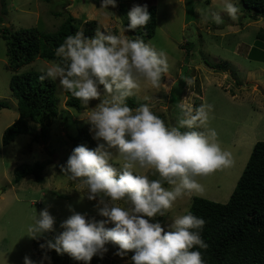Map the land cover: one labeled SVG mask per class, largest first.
I'll return each mask as SVG.
<instances>
[{"label": "rangeland", "instance_id": "obj_1", "mask_svg": "<svg viewBox=\"0 0 264 264\" xmlns=\"http://www.w3.org/2000/svg\"><path fill=\"white\" fill-rule=\"evenodd\" d=\"M115 2V8H105L101 7L102 0H0V30L4 26L12 30L36 27L51 32L67 15H73L78 21L96 20L99 30L105 34L119 35L133 5L155 6L154 34L144 42L157 51L164 50L170 67L158 88L140 81V88L133 95L132 108L148 104L152 110L161 112L166 125L171 127L177 125L181 116V104L212 105L207 127L218 133L221 148L230 151L235 161L231 168L207 177H197L204 186L203 193L185 194L175 202L168 215L150 219L153 223L159 221L167 230L172 219L185 215L193 196L225 203L253 145L264 140V38L255 44L258 31L264 32V17L256 20L246 17L240 0H231L241 9L239 19L235 21L222 10L225 0ZM209 9L219 12L224 23L216 24L211 19L205 22L203 13ZM125 35L131 39L129 31ZM252 47L255 48L252 50ZM52 63L36 57L16 72H44ZM7 65L6 41L0 37V102L7 103L6 107L0 106V264H23L25 256L40 264L46 253L40 245H46L49 235L53 238V233L63 231L61 222L72 214L69 206L75 212L86 214V219H105L94 207L97 201H89L85 192L79 191L77 183L61 172V166L66 164L73 150L68 135H76L81 126L89 131L88 115L99 101H90L87 109L81 102L79 110L68 107L65 90L58 81H54L58 115L51 126L49 141H34L31 135L20 134L3 145L4 129L18 116L17 99L9 87L14 71ZM89 133L92 137L93 133ZM94 142L97 145V141ZM34 162L47 163L42 171L43 182L38 183L29 175L14 184V169ZM111 162L120 167L123 161L114 156ZM148 176L150 180L153 176L159 179L158 174L148 173ZM44 208H48L55 218V231L30 239L27 228L33 223L35 212L38 216ZM106 247L110 260L117 264L121 258L114 255L117 246ZM133 254L129 252L128 256ZM73 261L76 260L65 253L57 264H72ZM51 263V258L43 260V264Z\"/></svg>", "mask_w": 264, "mask_h": 264}, {"label": "clouds", "instance_id": "obj_2", "mask_svg": "<svg viewBox=\"0 0 264 264\" xmlns=\"http://www.w3.org/2000/svg\"><path fill=\"white\" fill-rule=\"evenodd\" d=\"M108 6L115 8V0H102L101 7ZM222 10L231 20L239 19L241 9L231 0H225ZM127 17L129 23L119 35L97 30L92 37L82 31L67 36L56 49L60 62L39 77L58 81L85 109L90 101H99L87 119L96 147L73 148L61 172L77 183L89 201H97L94 207L105 218L86 219V214L69 206L72 214L61 222L63 231L46 247L85 264L94 256L103 258L109 243L117 246L116 256L134 253L132 264H205L201 251L193 250L208 248L201 236L203 218L188 212L172 219L167 230L150 219L168 215L185 194L203 193L196 178L231 168L235 161L230 151L221 148L218 133L207 127L212 105L181 104V116L171 127L148 104L128 106L126 101L140 88V81L158 88L170 66L164 50L125 35L146 28L151 20L147 5H133ZM203 19L224 23L219 12L210 9ZM114 156L123 161L120 167L111 162ZM148 173L158 174L159 179L150 180ZM54 225L55 218L44 208L38 216L35 212L27 236L38 239L54 232ZM48 259L45 253L40 264ZM23 264L36 262L25 256Z\"/></svg>", "mask_w": 264, "mask_h": 264}, {"label": "trees", "instance_id": "obj_3", "mask_svg": "<svg viewBox=\"0 0 264 264\" xmlns=\"http://www.w3.org/2000/svg\"><path fill=\"white\" fill-rule=\"evenodd\" d=\"M240 3L243 5L246 17L253 20L264 17V0H240ZM147 10L151 15L150 22L146 28L138 29L136 32L128 30L131 39L139 37L145 41L154 34L156 8L153 5ZM128 23V21L124 23L125 28ZM99 28L100 25L96 20L78 21L73 15H67L51 32L42 31L36 27L12 30L4 26L0 30V37L6 41L7 67L14 71L9 87L17 99L18 112L17 118L3 131V145L9 144L20 134H29L34 141L40 139L43 143L48 142L51 126L58 115L54 81L47 79L41 81L39 77L44 72L17 73L16 70L36 57L59 63L60 58L55 55L56 49L67 36L82 31L86 37H92ZM256 36L255 44L257 45L262 42L264 32L258 31ZM254 48L252 47V50ZM65 93L66 106L79 110L81 101L69 92L65 91ZM175 94L173 91L172 95L175 96ZM133 100V96L127 99L128 106L132 107ZM0 106L6 107L7 103L0 102ZM152 111L166 123L161 112ZM181 131H187V129H181ZM68 139L72 148L78 145H85L89 149L96 147L85 126L79 127L76 135H68ZM45 164L47 163L34 162L14 169L13 183L18 184L29 175H32L36 182L42 183L44 179L42 171ZM155 178L153 176L151 180ZM188 212L206 221L201 236L208 244V248L193 249L201 251L205 264H264V140L257 141L253 145L243 171L225 203L193 196L185 214ZM58 234L53 233V238L49 235L48 241L54 242V237ZM106 246L114 245L109 243ZM42 251L49 254L51 264H57L64 255L47 249L46 245Z\"/></svg>", "mask_w": 264, "mask_h": 264}, {"label": "crops", "instance_id": "obj_4", "mask_svg": "<svg viewBox=\"0 0 264 264\" xmlns=\"http://www.w3.org/2000/svg\"><path fill=\"white\" fill-rule=\"evenodd\" d=\"M129 254V253H128ZM118 258V257H117ZM114 260V258H112ZM115 262L110 260L109 253H105L103 258L99 256H94L88 264H114ZM72 264H85L83 261H73ZM117 264H132L131 257L126 256L125 258H118Z\"/></svg>", "mask_w": 264, "mask_h": 264}, {"label": "water", "instance_id": "obj_5", "mask_svg": "<svg viewBox=\"0 0 264 264\" xmlns=\"http://www.w3.org/2000/svg\"><path fill=\"white\" fill-rule=\"evenodd\" d=\"M264 93V92H263Z\"/></svg>", "mask_w": 264, "mask_h": 264}]
</instances>
